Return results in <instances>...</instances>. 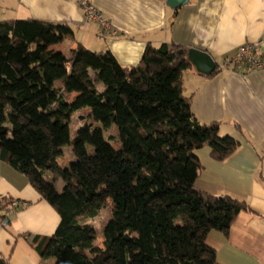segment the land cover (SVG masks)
Returning <instances> with one entry per match:
<instances>
[{"label":"trees","instance_id":"obj_1","mask_svg":"<svg viewBox=\"0 0 264 264\" xmlns=\"http://www.w3.org/2000/svg\"><path fill=\"white\" fill-rule=\"evenodd\" d=\"M72 38L67 25L0 21V160L24 175L60 219L35 246L38 255L55 264H215L208 233L226 234L251 211L195 188L201 166L194 151L207 146L223 161L239 143L192 114L182 88L192 65L178 55L182 48L147 45L130 68L81 44L69 55L49 49ZM229 69L250 71L239 63ZM219 72L216 65L208 77ZM85 109L92 123L71 138V119ZM64 147L75 158L61 168ZM108 207L99 248L92 221ZM8 217L0 210L2 227Z\"/></svg>","mask_w":264,"mask_h":264},{"label":"crops","instance_id":"obj_2","mask_svg":"<svg viewBox=\"0 0 264 264\" xmlns=\"http://www.w3.org/2000/svg\"><path fill=\"white\" fill-rule=\"evenodd\" d=\"M165 1L0 0V21L31 19L67 25L73 38L50 50L69 55L81 44L93 52H110L120 66L128 68L138 65L147 45L202 50L216 65L235 58L244 44L257 43L264 54V0H188L175 10ZM81 3L92 6L114 33L102 32L98 23L87 20ZM229 68L211 77L193 67L182 74L183 94L190 99L197 121L218 123L220 136L229 135L239 143L223 161L214 160L207 146L194 151L201 166L195 188L244 202L251 211L240 213L226 234L208 233L206 244L216 252L215 264H264V69ZM69 96L72 101L76 94ZM73 160L60 157L58 164L66 168ZM58 184L62 188V182ZM0 196L19 203L0 229V260L55 264L53 258L41 259L35 246L54 234L59 216L24 175L1 160ZM108 218L109 214L103 225ZM100 239L95 245L103 248L101 235Z\"/></svg>","mask_w":264,"mask_h":264},{"label":"built area","instance_id":"obj_3","mask_svg":"<svg viewBox=\"0 0 264 264\" xmlns=\"http://www.w3.org/2000/svg\"><path fill=\"white\" fill-rule=\"evenodd\" d=\"M83 12L87 20L94 21L99 24L100 31H107L111 35L114 31L109 24L101 17L100 14L89 4L81 3ZM261 52L257 43L244 44L240 47L237 56L233 59H225L222 64L218 65L219 69H228L233 63H239L241 67L248 70H262L264 69V60L260 58ZM19 203L11 201L9 205H4L2 197L0 196V210H3L5 216H9L17 207ZM2 228V221L0 219V229Z\"/></svg>","mask_w":264,"mask_h":264},{"label":"water","instance_id":"obj_4","mask_svg":"<svg viewBox=\"0 0 264 264\" xmlns=\"http://www.w3.org/2000/svg\"><path fill=\"white\" fill-rule=\"evenodd\" d=\"M166 6L171 10H175L182 5L188 3V0H166ZM179 56H186L195 72L202 76H210L216 69V63L212 57L205 51L189 48L181 49L178 52ZM7 221L4 222L6 224Z\"/></svg>","mask_w":264,"mask_h":264},{"label":"rangeland","instance_id":"obj_5","mask_svg":"<svg viewBox=\"0 0 264 264\" xmlns=\"http://www.w3.org/2000/svg\"><path fill=\"white\" fill-rule=\"evenodd\" d=\"M71 97H67V100L68 101H71L70 100ZM90 114V110L89 109H85L84 111H80L78 113H76L72 119H71V122H70V136L71 138H73L75 136V133L77 132V130L83 125L84 122H87V123H92V119L91 117L89 116ZM84 117L85 120L83 121L82 118ZM114 129H110L109 131L105 132V136L108 137L112 134H114ZM114 147L116 146V144H113ZM61 158H75L73 154H71V149L70 147H67L64 149V152H63V155ZM51 177L50 175H48V180H51ZM61 189V185L58 184L57 185V190L60 191ZM109 214V208H105L104 211L101 213V216H99V218H96L95 220L92 221V224L94 225V229L96 231V234H97V239L95 241V244L97 242H100L99 240L100 239V231H101V228H102V225L104 223V220L107 218Z\"/></svg>","mask_w":264,"mask_h":264}]
</instances>
